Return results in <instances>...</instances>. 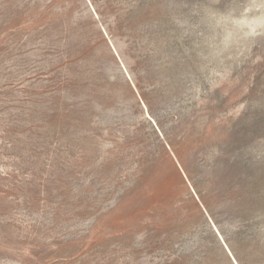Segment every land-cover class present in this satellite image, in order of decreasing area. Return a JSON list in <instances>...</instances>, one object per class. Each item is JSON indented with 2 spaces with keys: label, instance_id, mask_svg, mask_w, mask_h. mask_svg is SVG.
I'll return each instance as SVG.
<instances>
[{
  "label": "rangeland",
  "instance_id": "rangeland-1",
  "mask_svg": "<svg viewBox=\"0 0 264 264\" xmlns=\"http://www.w3.org/2000/svg\"><path fill=\"white\" fill-rule=\"evenodd\" d=\"M235 254L264 264V0H0V264Z\"/></svg>",
  "mask_w": 264,
  "mask_h": 264
},
{
  "label": "trees",
  "instance_id": "trees-1",
  "mask_svg": "<svg viewBox=\"0 0 264 264\" xmlns=\"http://www.w3.org/2000/svg\"><path fill=\"white\" fill-rule=\"evenodd\" d=\"M230 258H231L232 261H233V262H231V264H235V261H236L237 263H239V264H242L241 261L238 262V256H237L236 254H235L233 257L230 255ZM233 258L235 259V261H234ZM231 259H230V260H231Z\"/></svg>",
  "mask_w": 264,
  "mask_h": 264
},
{
  "label": "water",
  "instance_id": "water-1",
  "mask_svg": "<svg viewBox=\"0 0 264 264\" xmlns=\"http://www.w3.org/2000/svg\"><path fill=\"white\" fill-rule=\"evenodd\" d=\"M234 259V258H233ZM235 260V259H234Z\"/></svg>",
  "mask_w": 264,
  "mask_h": 264
}]
</instances>
